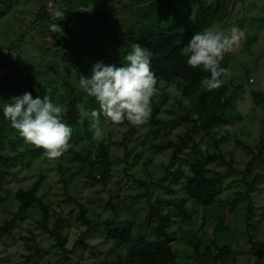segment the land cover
Listing matches in <instances>:
<instances>
[{"label": "trees", "instance_id": "trees-1", "mask_svg": "<svg viewBox=\"0 0 264 264\" xmlns=\"http://www.w3.org/2000/svg\"><path fill=\"white\" fill-rule=\"evenodd\" d=\"M101 1L110 4L115 0H63L65 4L60 8L63 9L66 5L72 9ZM126 1L135 4L144 2L151 4L142 11H137L133 6H126L127 8L122 11L114 10L115 13L106 10L98 11L94 24L98 22L97 38L103 40L104 43L95 56H89L90 40L84 31H79L84 20L90 22L95 18L83 14L84 10H80L77 14L72 9L65 13L63 20L59 21L48 13L46 3L42 5L36 15V20L32 23L46 21L61 25L63 31L54 33L56 40L51 45L47 42L46 48V53L54 52L52 54H55L58 51L60 59L55 64L47 65L38 77L28 74L27 92H32L33 97L45 96L63 105L65 108L63 119L72 128V134H90L91 118L85 117L82 120L76 105H88L99 110L95 99L88 97L78 86L67 83L66 79L60 82L53 75L55 73L49 79L48 72L52 70L57 75L63 73L62 66L60 67L59 64L60 60H65L71 67H77L79 72L84 64L92 67L95 62L101 60L106 64L121 66V56L130 51L133 45L140 43L151 52L152 71L156 74L157 86L167 98L172 96L176 99L180 98L182 99L181 104L183 99H186L189 102L188 105H183L184 112H180L176 118H161L157 116L158 110L154 109L143 125L133 126L126 120L117 123L125 128L122 139L101 141L98 145L93 144L87 147L85 156L69 147L67 152H73L82 165L93 166V168L100 162L104 165L99 176L96 173L86 175L85 184L91 191L98 194L94 198L95 201H100L110 210L107 216L92 210L91 201L80 202L78 200L76 201L77 208L72 210L68 218H65L62 214V207L59 211L57 208H51V204H47L38 194L44 179V174L40 173L28 188L19 186L12 195L16 209L11 218H7L0 224V241H3L4 237L6 239L12 237V231L17 226L18 220H23L20 217L21 212H30L37 208L36 205H40L43 217L41 222H37V228L50 235L54 241L53 248L57 247L61 250L58 251L60 256L57 260L58 264H72L75 255L81 251L79 248L81 247L83 251L89 247L85 239L91 236H103L116 244L118 248H128L130 251L128 255L118 251L114 261L103 258L95 264H178L181 248L176 247L175 241L192 248L189 257L195 264H224L236 261L240 254L256 256L252 264H264V246L259 248L255 242H250L248 250L234 249L228 243L220 245L219 232L223 229L224 223H230L231 220H227L228 216L224 211H220L216 217L211 215L204 218L209 221L208 227H202L209 233L205 239L204 249L202 248L204 242L197 231H184L182 228L179 237L176 236L177 232L171 231L179 218L183 223L193 219V206H200L207 210L216 207V202L220 198L219 187L224 182L225 176L212 167L219 159L224 158L225 160L224 153L219 146L223 139L233 137L241 143L244 150L252 155L248 163L249 171L256 163L264 164V138L254 144V142L239 137L238 132L240 128L251 124L263 127L264 116L261 112L264 110V88L252 90L251 96L236 101L235 98L238 96L236 92L243 89L245 85L242 82L235 83L226 80V72L230 67L228 55L234 54L235 48L225 53L221 61V67L225 69L222 77L224 84L211 92L200 87V81L208 77L210 73L204 72L201 68L189 67L185 57L181 54V49L195 33L209 28L216 22L223 27L226 18L231 15L234 4L231 0ZM81 16L85 19L81 20ZM74 23L80 25L73 26ZM238 28L241 39L244 27L239 26ZM64 33L72 37L76 34L80 35L81 40L86 42L87 48L83 50L69 42L66 37H63ZM23 34H27V31ZM74 42H77L76 38ZM0 67L6 68L7 73L9 72L5 63ZM30 69L36 68L31 66ZM250 72V69L247 70V76ZM64 73L67 74V70ZM5 75H0V77ZM173 82L176 83L181 95H170L167 92V86ZM247 82L250 83L249 79ZM34 84L39 87L40 94L35 90ZM154 101L153 96L151 105ZM100 118L104 119L102 115ZM181 126H184V130L173 138L171 134L174 129ZM142 128L147 131L143 133ZM225 128L227 130H224ZM219 131L222 132L221 139L216 138ZM161 136L164 138L159 139ZM148 151L153 155L170 152V160L163 165V172L156 177L148 169V175L144 178H136L128 173V167L141 159L147 165L151 163L152 156L148 155L144 158ZM43 154H45L44 149L26 142L0 112V203L7 199L8 194H5L7 183L22 181L24 178L19 179V173L30 170L33 162ZM115 163L119 165L125 163L129 166L117 170L114 169ZM59 169L68 183L69 177L65 175L62 164ZM78 173L79 171H76L72 174ZM261 177L264 178V172H257L255 182L246 194L251 200L247 210L248 221L257 214H264V202L255 201V193H252L257 190L262 191L264 198V186L257 184ZM110 183L117 186V189L109 190L110 196H116V193L111 194V192L118 190L116 199L105 198L101 194ZM133 183L141 185L144 191L130 196L121 194L125 185L132 186ZM173 183H179L180 188H176ZM181 197H183L182 201ZM67 198L73 199L70 196ZM137 198L139 202H146L149 210L145 213L144 220L140 218L142 223L134 211L133 201ZM122 211L128 212L122 214ZM214 218L217 221L215 225L212 223ZM73 221L78 223L79 232L72 246H69V235L65 229L73 225ZM27 231L28 234L20 235L28 251L22 256L32 264H37L38 255H42L46 247L39 241L35 229L28 228ZM115 251L117 252V249Z\"/></svg>", "mask_w": 264, "mask_h": 264}, {"label": "rangeland", "instance_id": "rangeland-1", "mask_svg": "<svg viewBox=\"0 0 264 264\" xmlns=\"http://www.w3.org/2000/svg\"><path fill=\"white\" fill-rule=\"evenodd\" d=\"M45 3L46 10L50 15L53 10H62L66 13L73 9L77 14L80 10H84L83 14L90 16V18H95L90 22L84 20L79 28V31H84V34L90 40L89 56H95V54L101 50V45L104 43L103 40L97 38L98 22L94 24L98 11L106 10L115 13L114 10L122 11L124 8H127L126 6H133L137 11H142L151 4L150 2L135 4L130 1L127 2L126 0H115L110 4L101 1L99 3H91L90 5H81L72 9L65 5V8L63 7L62 9L60 6L65 4L63 0H0V11H2L0 12V66L5 63L9 68V72L5 76L0 77L1 104L6 103L12 96L27 92L29 84L28 74L38 77L40 72L46 69L47 65L55 64L56 61L60 59L58 51L55 52V54H52L54 52L51 54L46 53L47 42L51 45L56 40L55 35H53L54 33L51 32L48 27L51 22L32 23L36 20L39 9ZM231 3L234 4V7L231 11V15L226 18V22L224 21V26L226 27L223 26V28L230 30L232 26H243L244 33L238 45L234 47L237 53L235 52L234 54L231 53L228 55L230 67L226 72V80L235 83L242 82L245 85L243 89H239L236 92L238 96L236 95L237 97L235 99L239 101L243 97L251 96L252 90L259 89L260 87L261 89L264 88V0H231ZM82 19H85L84 16H81V20ZM218 24L219 23L216 22L214 25ZM78 25L80 24H73V26ZM219 26L222 27L221 24H219ZM25 31H27V34H23ZM21 35H23V37H21ZM63 37H66L69 42L76 44L83 50L87 48L86 42L84 43L78 34L72 37L64 33ZM75 38L77 42H74ZM53 55H55L56 58L55 56L53 57ZM59 64L60 67L62 66L63 73L57 75L56 72L51 70L48 72L49 79L52 77L51 75L55 73L53 75L57 77L60 82L66 79L65 81L67 83L79 87L78 80L80 75L88 76L91 74L92 67L86 64H84L80 72L77 70V67L68 65L65 60H60ZM31 66L36 69H30ZM249 69L251 72L250 75L247 76V70ZM66 70L67 74L64 73ZM248 79L250 83L247 82ZM157 87L159 91L154 95L155 101L151 105L152 112L154 109H157V116L167 119L176 118L180 112H184L183 105H188V100L183 99L181 104L180 101L182 99H176L174 96L167 98L159 86ZM34 88L39 89L36 84H34ZM38 93L40 94V90ZM85 110L90 113L93 108L86 105ZM261 113L264 116V110ZM100 123L104 129L101 138H95L92 132L90 134L83 133V135L73 133L69 141L70 147L77 152H81V154L85 156L87 154V147H91L93 144L98 145L101 141L109 142L111 140L122 139V133L125 128L111 121L104 122V119L101 118ZM142 129L144 130L143 133L147 131L144 128ZM183 130L184 126L177 127L174 129L171 136L174 138L177 133ZM224 130H227V128ZM238 132L239 137L257 144L264 138V124L263 127L253 124L244 126L240 128ZM221 136L222 132L219 131L216 138L221 139ZM163 138L164 136H161L159 139ZM219 146L224 153L225 160L224 158L219 159L212 168L224 175L225 179L219 187L220 198L216 202V207L214 206L211 210H207L200 206H193V219L183 223L182 219L179 218L175 226H172L171 231L173 233L177 232V237L180 236V230L182 228L184 231H197L204 242L202 247L204 249L206 243L205 239L209 236V233L202 229L204 226H209V221L204 218L206 216L210 217L211 215L216 217L220 214V211H224L226 216H228L227 220H231L230 223H224L222 226L223 229L219 232L220 245L223 246L225 243H228L231 244L234 249L248 250L251 244L250 242H255L258 247L261 248L264 246V214H257L249 219V221L247 220V210L251 200L246 194L250 186L255 182L256 173L264 172V164L256 163L249 171L248 163L252 159V155L244 150L241 147V143L233 137L229 136V138L223 139ZM148 155L153 157L149 165L145 164L143 159H141L131 167H128L129 165L125 163L120 165L115 163L114 169L119 170L120 168L124 169L128 167V173L134 175L136 178L146 177L148 175V169H150V172H153L157 177L163 172V165L169 162L170 152L153 155L148 151L144 158ZM61 164L64 167L65 175L69 177L68 183L63 178V172L59 169ZM103 168L104 165L101 162L94 168L93 166L87 167L82 165L80 159L77 158L73 152L66 151L55 159H49L45 154L39 156L33 162L30 170H25V173H19V179L24 178L22 181L19 183H7V190L5 193L6 195L8 194L7 199H4L0 203V224L7 218H11L15 212L16 205L12 201V195L16 192L18 187L24 186L28 188L40 173L44 174V179L38 194L43 197L47 204H51V208H57L59 211L62 207V214L65 218H68L72 210L77 208L76 201L78 200L80 202L91 201L92 210L101 212L103 215L107 216L110 210L104 207L100 201H95L94 198L98 194L91 191L85 184V180L87 179L86 175L96 173L99 176ZM76 171H79V173L73 175L72 173ZM167 183H170V181H167ZM263 183L264 178L261 177L257 184L264 186ZM178 184L173 183L176 188H180ZM117 185L120 186V184ZM111 189H117L116 184H108L106 189L102 191V196L116 199L118 190L111 192V194L116 193V196H110L109 190ZM123 189V193L121 194L125 196L136 195L144 191V188L136 183H133L132 186L125 185ZM261 192L258 190L252 192L255 193L254 200L258 203L261 201L262 203L264 202ZM68 196L73 199L67 198ZM182 199L183 197H181V201ZM143 202L144 201L139 202L138 198L133 201L135 207L134 211H136L138 219L141 218L142 220L145 219V213L149 211L145 204L146 202ZM189 206L191 207V204H189ZM36 207V209H32L30 212H21L20 217L23 218V220H18L17 226L12 231V237L10 239L4 237L3 241H0V264H32L31 261H27V259L22 256L28 251L27 246L23 245L20 239V235L28 234V228L35 229L39 241L46 247L43 254L38 255L37 264H58L57 260L60 258L58 251L61 250L57 247L53 248L52 244L54 241L50 235L44 230L37 228V222L42 221L43 212L40 205H36ZM217 208L220 209L217 210ZM126 212L128 211H122V214ZM141 219L140 222L142 223L143 221ZM212 223H217L215 218ZM77 226L78 223L73 221V225L65 229V232L69 235V246H72L78 236L79 229ZM85 240L88 242L89 247L83 249V251L80 247L79 249L81 251L79 254L75 255L76 257L72 264H95L103 258H107L108 261H114L116 259L115 254L118 253V251L123 252L125 255L130 253L128 248H118L116 244L108 241L103 236H91L87 237ZM175 245L181 248L178 264H195V262L193 263V259L189 257L192 252L190 246L178 241H175ZM115 249H117V252ZM254 257L256 256L240 254L236 261H229L224 264H252L255 260Z\"/></svg>", "mask_w": 264, "mask_h": 264}, {"label": "clouds", "instance_id": "clouds-1", "mask_svg": "<svg viewBox=\"0 0 264 264\" xmlns=\"http://www.w3.org/2000/svg\"><path fill=\"white\" fill-rule=\"evenodd\" d=\"M51 15L60 21L64 19L65 12L53 10ZM48 27L53 33L63 31L59 23H51ZM239 40L237 26L226 30L212 25L195 33L181 49L189 67L210 73L200 81L203 90L211 92L222 87L225 69L221 67V61ZM121 58V66L106 64L102 60L95 62L91 74H81L78 80L80 90L99 105V110L93 109L90 113L83 104L76 105L82 120L91 118L89 130L95 138L103 136L101 115L113 123L126 120L133 126L143 125L151 115V98L159 91L148 48L136 43ZM35 90L39 92L38 88ZM167 92L181 95L174 82L167 86ZM0 112L26 142L44 149L47 158H58L69 149L73 130L63 119V105L45 96L36 95L34 98L32 92H25L0 104Z\"/></svg>", "mask_w": 264, "mask_h": 264}, {"label": "built area", "instance_id": "built-area-1", "mask_svg": "<svg viewBox=\"0 0 264 264\" xmlns=\"http://www.w3.org/2000/svg\"><path fill=\"white\" fill-rule=\"evenodd\" d=\"M7 73V70H6V68H4V67H0V75L2 74V75H5Z\"/></svg>", "mask_w": 264, "mask_h": 264}]
</instances>
